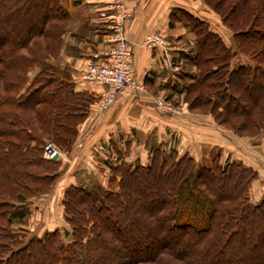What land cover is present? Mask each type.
I'll use <instances>...</instances> for the list:
<instances>
[{"label": "trees", "instance_id": "obj_1", "mask_svg": "<svg viewBox=\"0 0 264 264\" xmlns=\"http://www.w3.org/2000/svg\"><path fill=\"white\" fill-rule=\"evenodd\" d=\"M75 1L0 0V264H264V192L249 195L258 174L216 149L197 160L152 146L145 163L110 164L105 185L65 186L67 228L23 226L31 198L60 176L44 145L69 153L95 100L58 64L67 32L82 37L69 26ZM202 1L232 44L204 18L171 10L169 26L193 34L171 91L264 146V0ZM93 29L106 33L101 21Z\"/></svg>", "mask_w": 264, "mask_h": 264}, {"label": "crops", "instance_id": "obj_2", "mask_svg": "<svg viewBox=\"0 0 264 264\" xmlns=\"http://www.w3.org/2000/svg\"><path fill=\"white\" fill-rule=\"evenodd\" d=\"M122 1L131 11L125 33L132 49L134 78L141 88L133 97L119 95L104 113L98 117L89 115L79 125L78 137L82 139V145L74 144L69 153L61 152L56 158L61 165L55 187L41 198H31V201L37 202L31 208V219L25 226L31 230L37 228L38 234L45 229L67 226L60 204L65 186L95 182L105 185L111 162L136 160L145 163L151 146L173 148L179 154L187 152L197 160L217 148L222 159L230 156V159L241 160L257 172L258 177L249 188L252 202L258 201L264 192L263 142L257 141L254 152L249 146L242 147L241 139L238 141L235 136H227L210 116L189 111L184 102H177L175 98L181 93L170 89L184 61L179 53L191 45L193 34L178 23L169 26V13L175 8H182L195 15L193 12L197 8L203 9L202 3L198 0ZM109 2H72L69 26L75 33L82 29V37L76 38L67 32L58 56V64L72 73L76 89L92 91L96 96L103 91V86L81 81L80 74L94 61V54L104 49L103 39L94 34L93 27L100 22L98 10L107 7ZM152 30L161 31L167 42L165 46L148 48L144 45L145 36ZM162 94L174 102L177 112L165 115L156 108L155 99L164 96Z\"/></svg>", "mask_w": 264, "mask_h": 264}, {"label": "built area", "instance_id": "obj_3", "mask_svg": "<svg viewBox=\"0 0 264 264\" xmlns=\"http://www.w3.org/2000/svg\"><path fill=\"white\" fill-rule=\"evenodd\" d=\"M131 17V11L122 0H110L107 7L98 10V19L104 23L106 33L103 36L105 45L101 53L94 54V61L90 62L81 72L83 82H93L103 86L98 94L93 110L103 112L119 95L133 97L141 86L135 81V71L132 61L131 45L126 37L125 28ZM143 43L148 48L165 46V37L159 30L149 32ZM168 56V53H166ZM156 108L162 113H175L177 107L164 98L155 99ZM53 143H46L44 156L54 159L60 155ZM57 156V157H58ZM56 157V158H57Z\"/></svg>", "mask_w": 264, "mask_h": 264}, {"label": "rangeland", "instance_id": "obj_4", "mask_svg": "<svg viewBox=\"0 0 264 264\" xmlns=\"http://www.w3.org/2000/svg\"><path fill=\"white\" fill-rule=\"evenodd\" d=\"M199 2H201L202 3V6H203V9H201V8H197L196 9V11L195 12H193V14H195L196 16H199V17H201V18H204L205 20H207L208 22H209V24H210V27L214 30V31H216V32H218L223 38H224V40H226V43L227 44H229V45H231L232 44V38H231V35L229 34V32H228V30H227V28H224L221 24H220V21H218L219 20V18H218V16L206 5V4H204L203 3V1L202 0H198ZM59 56V55H58ZM236 62H239V63H247V61L245 60V59H243L242 57H240V56H238L237 58H236ZM179 71V70H178ZM82 81V80H81ZM179 81L177 80V79H175V81L173 82V84H172V86H175V85H179ZM171 86V87H172ZM171 89V88H170ZM162 95H164V96H159V97H157V98H164V99H166V100H168V101H170L171 102V104L172 105H174V102L173 101H171V99H168V97L167 96H165V94H162ZM94 96H95V100H94V102H93V104L91 105V108L89 109V114H88V116L89 115H93V117H98V116H100L102 113H104L105 112V110H107V108L112 104H110L103 112H100V113H97V112H95L94 110H93V107H94V103L96 102V98H97V96L94 94ZM180 97H177V98H175V99H178V101L177 102H184L185 103V105L187 106V103L184 101V98H183V94H181V95H179ZM156 98V99H157ZM174 99V98H173ZM178 108V107H177ZM188 109V108H187ZM162 113V112H161ZM162 114H165V115H168V114H173V113H162ZM205 115H208V116H210L209 114H205ZM210 118H211V116H210ZM212 119V118H211ZM213 121V120H212ZM213 123L215 124V125H217V127H220L221 128V130H222V132L223 133H225L227 136H231V137H234V138H236L238 141H241L242 140V142H243V144L241 143V146L243 147V145L244 146H249V147H251V149L253 150V152L256 150V143H257V141H259L260 143H261V137H259V136H256V137H240V136H237L236 134H234V133H232L231 131H229V130H227V129H225L224 127H221L220 125H218L217 123H215L214 121H213ZM239 139H241V140H239ZM82 139L80 138V140H79V137H77V139H76V141H75V143L74 144H76L77 146H81L82 145ZM47 143H50V142H47ZM52 144V143H51ZM235 143H233L232 145H234ZM46 145V144H45ZM45 145H44V147H45ZM152 147V146H151ZM164 151H167L168 149L167 148H163V147H161ZM255 148V149H254ZM170 149V148H169ZM214 149H216V150H218L217 148H214ZM60 151V150H59ZM61 152H63V151H61ZM220 152V151H219ZM178 153V152H177ZM179 154V153H178ZM227 154V153H226ZM231 154V153H230ZM230 154H228V155H230ZM148 155H149V152H147V157H148ZM45 157V156H44ZM230 156H226L224 159H229L230 160ZM198 159V158H197ZM224 159H221V160H224ZM146 162V161H145ZM114 163H117L116 161L115 162H111V164H114ZM60 165H61V162H60ZM60 165H59V169H60ZM109 172H110V168H109ZM37 201H31L30 203H29V206H28V212H27V216L24 218L25 219V223H24V225L23 226H25L26 224L28 225V220H29V218H30V212H31V208L33 207V205H34V203H36ZM257 202V201H256ZM31 219V218H30ZM31 224V223H30ZM26 227V226H25ZM63 228H67V226L65 225ZM37 229V228H36ZM36 229H33L32 231H35L36 232Z\"/></svg>", "mask_w": 264, "mask_h": 264}, {"label": "water", "instance_id": "obj_5", "mask_svg": "<svg viewBox=\"0 0 264 264\" xmlns=\"http://www.w3.org/2000/svg\"><path fill=\"white\" fill-rule=\"evenodd\" d=\"M57 156H58V155L56 154V155L53 156V158H56Z\"/></svg>", "mask_w": 264, "mask_h": 264}]
</instances>
